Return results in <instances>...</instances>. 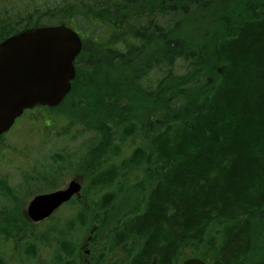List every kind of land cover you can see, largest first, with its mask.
I'll return each instance as SVG.
<instances>
[{
	"label": "trees",
	"instance_id": "1",
	"mask_svg": "<svg viewBox=\"0 0 264 264\" xmlns=\"http://www.w3.org/2000/svg\"><path fill=\"white\" fill-rule=\"evenodd\" d=\"M58 23L87 37L57 109L98 142L75 166L88 183L71 217L40 228L18 203L1 211L0 264H80L93 222L112 251L132 240L129 264H261L264 0H0V41Z\"/></svg>",
	"mask_w": 264,
	"mask_h": 264
},
{
	"label": "water",
	"instance_id": "2",
	"mask_svg": "<svg viewBox=\"0 0 264 264\" xmlns=\"http://www.w3.org/2000/svg\"><path fill=\"white\" fill-rule=\"evenodd\" d=\"M81 46L79 35L64 25L29 29L0 44V135L25 109L62 101L70 90L73 60ZM80 190L81 185L72 181L65 190L38 195L27 214L42 221ZM183 264L205 263L189 259Z\"/></svg>",
	"mask_w": 264,
	"mask_h": 264
},
{
	"label": "rangeland",
	"instance_id": "3",
	"mask_svg": "<svg viewBox=\"0 0 264 264\" xmlns=\"http://www.w3.org/2000/svg\"><path fill=\"white\" fill-rule=\"evenodd\" d=\"M91 45L92 44H90L89 41L88 46L90 47ZM36 112L38 111H32L24 116L21 121L17 120L11 129L13 131L2 139L3 146L0 148V214L2 213V210L5 212L6 210L13 209L17 203L18 207L23 212L35 194L49 190V186L46 184L48 182L42 183L37 181L38 175L36 172H40L41 174L47 172L53 165L52 159L55 156L57 157L60 150L67 148V153L61 155L69 154V159L61 162L64 164L63 167L60 168L63 169V175L59 176L57 174L54 179L55 183L58 182L57 184L62 186L68 183V181L77 173H84L75 169V166H77V163L79 165L81 164L79 163L81 156L89 150L94 143L97 144L98 142V139L94 136L93 132L81 134V136L76 137V139H74L75 142H71L68 147H65L63 144L59 145L58 142L60 141L55 140L54 136L52 139L47 136V138H44L43 140V135L50 132L49 130H46V132L43 133L40 131L41 129L39 126H43L45 122H35L33 128L29 123V120L39 116L38 114L35 115ZM138 161H140V159ZM143 163L149 165L146 160H144ZM154 166L156 165L153 164L152 169L155 168ZM46 179L50 180V177L46 176ZM87 183L88 181L86 179V185ZM1 185H4L5 187L2 189ZM7 185L9 186L8 188ZM61 186H58V188ZM6 189L11 193H6ZM71 208L72 207L68 205L64 206L56 214L57 218L66 219L67 217H71L73 214L72 212L74 211L71 210ZM95 223L98 225L100 224V222L90 223L87 226L86 231H83L79 235L81 253L79 263L80 260L82 261L84 259L82 254L84 251L83 244L85 238L89 232V228ZM38 226L43 228L42 225ZM101 230L99 231V234L101 236L105 235V232ZM3 241L6 242V240ZM129 241H131V239ZM1 249L3 251L1 256L8 258L7 252H4L6 250L5 243L2 244ZM40 255L50 257L52 255L51 248H41ZM92 259L93 264H119V262H114L112 256L107 255V249L103 247V244L99 245L98 241H95V245L92 248ZM260 262L261 264H264V260H261ZM177 263L175 262L174 264ZM251 264H253L252 261Z\"/></svg>",
	"mask_w": 264,
	"mask_h": 264
},
{
	"label": "flooded vegetation",
	"instance_id": "4",
	"mask_svg": "<svg viewBox=\"0 0 264 264\" xmlns=\"http://www.w3.org/2000/svg\"><path fill=\"white\" fill-rule=\"evenodd\" d=\"M81 59H83V56L81 55L79 58H78V60H77V65H79V63H80V61L79 60H81ZM123 257H130V258H132V257H136V255H133V254H123Z\"/></svg>",
	"mask_w": 264,
	"mask_h": 264
}]
</instances>
